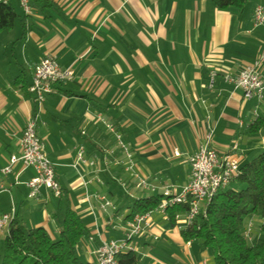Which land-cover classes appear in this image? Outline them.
I'll return each mask as SVG.
<instances>
[{"label": "crops", "instance_id": "0c3cea01", "mask_svg": "<svg viewBox=\"0 0 264 264\" xmlns=\"http://www.w3.org/2000/svg\"><path fill=\"white\" fill-rule=\"evenodd\" d=\"M0 3L15 14L0 27V168L19 154L21 131L33 119L55 179L85 225L83 262L95 264L103 241L125 237L135 200L165 188L177 193L190 181L188 158L208 132L218 155L237 144L240 165L264 150V94L245 98L225 79L264 54V24L253 25L264 0L224 10L210 0H30L28 13L19 0ZM47 54L71 67L73 79L54 84L38 107L28 86ZM258 71L264 78V58ZM115 133L132 154L131 170ZM20 168L0 175V213L13 205L27 226L57 236L58 198L44 187L27 198L23 182L34 170L15 177ZM104 201L110 205L102 208ZM184 219L151 211L132 238L139 263L210 264L206 249L183 241Z\"/></svg>", "mask_w": 264, "mask_h": 264}, {"label": "trees", "instance_id": "16d2710c", "mask_svg": "<svg viewBox=\"0 0 264 264\" xmlns=\"http://www.w3.org/2000/svg\"><path fill=\"white\" fill-rule=\"evenodd\" d=\"M219 10L242 9L247 0H210ZM14 12L0 3V27H10ZM261 125L250 127L255 131ZM234 182V186H231ZM227 187L218 190L193 223L180 231L183 241L195 240L206 249L210 264H264V150L240 165L239 175ZM161 195L135 200L129 217L153 211ZM52 216L58 218L60 231L52 236L42 225L27 226L15 215L9 222L0 249V264H88L82 261L78 243L86 228L71 207L65 190L60 188ZM187 204H175L166 210L168 219L185 214ZM249 220L256 221V233L248 239L243 230ZM116 264H140L135 251H122Z\"/></svg>", "mask_w": 264, "mask_h": 264}, {"label": "built area", "instance_id": "2783aa9c", "mask_svg": "<svg viewBox=\"0 0 264 264\" xmlns=\"http://www.w3.org/2000/svg\"><path fill=\"white\" fill-rule=\"evenodd\" d=\"M30 0H19L24 12L28 13ZM264 24V7L257 5L253 11V25ZM264 58L260 55L251 64L240 67L235 77L225 75V79L239 88L245 98H262L264 94V78L259 74L258 67ZM217 71L209 72V86L213 84ZM73 79L71 67H62L55 55L47 54L34 66L32 80L28 86V92L32 101L40 107L45 97L53 91V85L61 82H68ZM118 144L122 148L128 161L126 170L134 168L132 154L128 147L120 139V135L115 133ZM82 150L78 152V159L82 160ZM174 154L178 152L174 151ZM188 162L190 165V181L185 184L179 192H172L168 188L163 189L158 206L154 209L165 214L167 208L183 203L187 204L184 214L185 226L193 223L194 219L203 213L204 207L211 200L214 194L227 187L240 173V161L237 144L234 143L224 154L218 155L211 146V132L205 136L204 142L193 152ZM19 164L20 170L15 177L26 168H32L34 175L29 180L23 182L27 187V198L35 199L42 187L49 189L54 196L60 193V186L55 179L54 164L49 160L42 140L35 131V122L30 119L21 131L19 138V154L11 155L5 166L0 168V175L7 176L14 173L15 166ZM133 173V172H132ZM134 174V173H133ZM136 175V174H134ZM145 180L139 179L137 186H145ZM6 188L0 186V191ZM110 205L108 201L101 204L102 208ZM151 211L141 214H134L126 221V233L122 239H111L103 241L95 250V264H116L117 255L122 251H135L132 238L139 234L144 224L149 219ZM15 216V209L12 205L9 212L0 213V235L7 233L9 222ZM180 214H175V219ZM253 222L249 220L243 233L248 239L251 238ZM202 264H206L205 261Z\"/></svg>", "mask_w": 264, "mask_h": 264}, {"label": "rangeland", "instance_id": "374dc122", "mask_svg": "<svg viewBox=\"0 0 264 264\" xmlns=\"http://www.w3.org/2000/svg\"><path fill=\"white\" fill-rule=\"evenodd\" d=\"M231 186H234L233 184ZM256 221L253 220V232H252V235H254L256 233V229H257V225H256ZM3 235H0V249H1V245H2V240H3ZM196 244H199L200 243L198 241H196ZM209 260L211 261V256H209Z\"/></svg>", "mask_w": 264, "mask_h": 264}]
</instances>
